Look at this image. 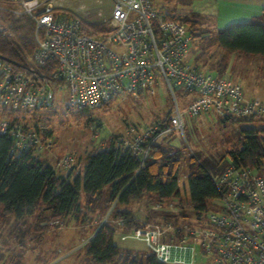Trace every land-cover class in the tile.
<instances>
[{
	"label": "built area",
	"instance_id": "2783aa9c",
	"mask_svg": "<svg viewBox=\"0 0 264 264\" xmlns=\"http://www.w3.org/2000/svg\"><path fill=\"white\" fill-rule=\"evenodd\" d=\"M2 2L32 19L36 40L26 67L16 68L0 55V110L21 114L0 119V133L12 137L11 155L52 147L53 136L42 138L23 118L29 110L52 106L62 91L67 105L92 111L122 93H152L162 83L176 102L188 99L172 110L163 131L183 133L184 116L234 118L264 127V102L244 98L240 83L188 62V28L166 19L150 0H113L110 26L98 36L84 33L78 18L56 13L53 0H0V17ZM130 132L132 139L120 146L143 160L153 142L148 134L156 131ZM74 162L66 154L55 166L66 172ZM214 182L221 207L206 212L201 223L144 220L120 239L142 241L164 264H195L198 256L211 264H264V171L229 163ZM123 223L115 221L118 227Z\"/></svg>",
	"mask_w": 264,
	"mask_h": 264
},
{
	"label": "trees",
	"instance_id": "16d2710c",
	"mask_svg": "<svg viewBox=\"0 0 264 264\" xmlns=\"http://www.w3.org/2000/svg\"><path fill=\"white\" fill-rule=\"evenodd\" d=\"M164 17L186 25L191 34L189 49L194 65L199 68L223 75L226 54L229 52L264 57V11L253 20L233 23L220 30L199 27L202 16L196 12ZM8 19L10 25L7 31H0V55L16 68L26 67L30 65L29 56L36 46L32 38L34 22L25 15H10ZM80 26L84 33L90 35H100L106 31L100 24L83 23L81 20ZM213 46L223 51L214 62L209 61V58H213L210 52ZM48 64L52 65V61ZM111 100L97 109L106 106ZM88 112L84 108L65 106L66 115L76 121H87ZM39 117L35 116L30 125L27 122L25 124L39 132L42 138L52 135V131L40 122ZM241 132L240 147H232L217 157L189 156L190 172L186 183L189 204L198 222L207 212V203L220 197L214 178L227 164L233 163L257 171L264 169V135L261 130L251 127ZM11 147L12 137L0 133V205L4 214L15 221L33 216L34 229L41 234L69 216L74 215L77 222H84L89 212L113 204L110 217L98 225L86 242L87 257L96 264H164L151 253L141 257L115 244L114 236L118 231L127 233L141 223L130 211L118 208V204H128L143 197L162 203L176 196L181 159L179 149L168 142H152L148 154L142 160L110 141L107 146L88 153L82 172L74 174V164L70 170L61 173L39 158L37 153L29 151L11 155ZM106 185H110V193L107 199L101 201V190ZM117 219L124 220L121 227L115 224Z\"/></svg>",
	"mask_w": 264,
	"mask_h": 264
},
{
	"label": "rangeland",
	"instance_id": "374dc122",
	"mask_svg": "<svg viewBox=\"0 0 264 264\" xmlns=\"http://www.w3.org/2000/svg\"><path fill=\"white\" fill-rule=\"evenodd\" d=\"M112 1L53 0L55 11L59 14L78 18L83 23L100 24L106 30L110 26ZM150 1L159 11L170 14L184 13L192 9L188 0ZM1 7L3 10L0 21L3 30L7 31L10 25L8 17L21 14L16 13L18 9L13 4L2 2ZM205 27L208 25H203V28ZM32 38L36 45L35 36L32 35ZM189 50L186 60L194 64L191 49ZM210 52L213 58H209V61L214 62L223 51L213 46ZM225 62L223 75L240 83L245 93L264 102V60L261 56L229 52L226 54ZM187 100L185 98L181 102L178 100L176 102L165 85L159 83L152 93L142 95L122 93L106 106L88 112L87 121L85 119L76 121L65 113L66 93L62 91L56 95L51 109L29 110L24 114L23 120L30 125L35 116H40V122L46 124L52 131L53 143L49 150L38 152V157L58 171L55 166L56 160L66 154H72L75 157L74 174L82 172L88 153L107 146L110 141L120 145L123 139L131 140L134 134L130 132V128H133L137 136H142L147 129L157 131L154 135L148 134L153 142H168L181 151L178 194L167 202L158 203L143 197L128 204H118V208L130 211L133 217H139L140 221L150 223L170 221L178 225H195L197 218L189 204L186 183L190 172L189 156L192 154L200 157L220 156L232 147L241 146L243 129L257 127L264 135V127L257 122L234 118L221 121L220 118L210 116L198 118L184 116L183 133L163 131L168 125L172 110L176 106L184 107ZM16 115L21 116L19 112L0 110V119ZM159 123L161 128L157 126ZM109 193L110 185H106L101 190V201L107 199ZM82 200L80 194V202ZM112 206L113 204L101 206L96 211L89 212L84 222H77L74 215L69 216L58 222V225H52L44 233L39 234L40 232L34 229L33 216L15 221L3 213L0 205V264H96L86 255V242L96 231L98 224L110 217ZM220 207L218 199L211 200L207 203V213L216 212ZM203 218L204 216L200 219ZM114 242L119 247L130 246L134 253L141 257L149 253L142 241L130 237L121 240L120 234H116ZM195 264H211V260L198 256Z\"/></svg>",
	"mask_w": 264,
	"mask_h": 264
},
{
	"label": "crops",
	"instance_id": "0c3cea01",
	"mask_svg": "<svg viewBox=\"0 0 264 264\" xmlns=\"http://www.w3.org/2000/svg\"><path fill=\"white\" fill-rule=\"evenodd\" d=\"M192 9L184 13H165L161 11L164 15H174V14H189L191 12H196L202 16L201 25L199 27L203 28V25H208L205 27L209 30H220L230 24L237 22H246L259 17L264 11V0H188ZM192 3L194 5H192ZM264 60V57L261 56ZM207 70L206 68H203ZM214 72L213 70H207ZM243 91V90H242ZM243 96L246 99L258 98L243 91ZM261 100V99H260ZM203 117V116H202ZM135 217V216H134ZM136 218V217H135ZM136 219H139L136 218ZM99 225V224H98ZM95 232V231H94ZM93 232V233H94ZM89 236V238L93 235ZM121 232L118 231V235ZM88 238V239H89ZM122 250H129L134 252L130 246L120 247Z\"/></svg>",
	"mask_w": 264,
	"mask_h": 264
}]
</instances>
